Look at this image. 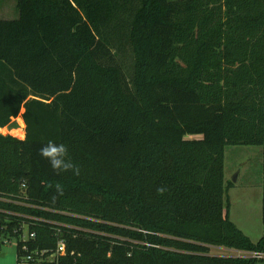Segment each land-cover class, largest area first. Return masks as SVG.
Wrapping results in <instances>:
<instances>
[{"label":"trees","instance_id":"16d2710c","mask_svg":"<svg viewBox=\"0 0 264 264\" xmlns=\"http://www.w3.org/2000/svg\"><path fill=\"white\" fill-rule=\"evenodd\" d=\"M15 1L0 131L23 111L26 137L0 134L9 231L26 221L48 255L61 235V264L264 262L211 254L264 255L230 220L224 172L226 146L263 148L264 223V0ZM50 141L79 175L41 156Z\"/></svg>","mask_w":264,"mask_h":264},{"label":"rangeland","instance_id":"374dc122","mask_svg":"<svg viewBox=\"0 0 264 264\" xmlns=\"http://www.w3.org/2000/svg\"><path fill=\"white\" fill-rule=\"evenodd\" d=\"M18 18L17 2L0 0V20ZM21 115L13 119L11 126L5 128L7 130L5 133L0 131V134L24 140L23 137L26 136L22 137L21 133L26 126ZM13 128L20 130L12 133ZM224 172L225 201L229 209L230 220L252 242L257 243L264 236L263 148L260 146H226ZM211 254L214 256H249L248 253L220 247L211 248Z\"/></svg>","mask_w":264,"mask_h":264},{"label":"built area","instance_id":"2783aa9c","mask_svg":"<svg viewBox=\"0 0 264 264\" xmlns=\"http://www.w3.org/2000/svg\"><path fill=\"white\" fill-rule=\"evenodd\" d=\"M19 130L20 129L18 128H13L11 132L19 131ZM23 133H24L23 136H26V129H23ZM22 189L23 191L27 189L26 183L22 184ZM22 218L27 220H35L34 218L28 216H22ZM35 239H36V231L34 227L28 224L26 221H24L20 226H18L13 231V233H11L9 231V227L5 223H3V221H1L0 219V250L3 247L16 248V250H18L17 256H18L19 264H46V263L61 264V258L67 256L68 253L67 245L64 238L61 235H58V244L56 250L50 255H48L49 252L46 250L45 251L38 249H35L34 251L30 250V242L35 241ZM71 255L73 256L74 252H72ZM249 256H253L256 258H264L263 254H249Z\"/></svg>","mask_w":264,"mask_h":264},{"label":"clouds","instance_id":"9594fccd","mask_svg":"<svg viewBox=\"0 0 264 264\" xmlns=\"http://www.w3.org/2000/svg\"><path fill=\"white\" fill-rule=\"evenodd\" d=\"M67 151L65 145L56 144L50 141L41 149L40 154L42 157L48 159L54 170L67 171L71 169L74 174L79 175V168L66 159ZM57 191H62L59 185H57ZM160 191H163V189H160Z\"/></svg>","mask_w":264,"mask_h":264},{"label":"crops","instance_id":"0c3cea01","mask_svg":"<svg viewBox=\"0 0 264 264\" xmlns=\"http://www.w3.org/2000/svg\"><path fill=\"white\" fill-rule=\"evenodd\" d=\"M0 264H19L16 248L3 247L0 250Z\"/></svg>","mask_w":264,"mask_h":264}]
</instances>
